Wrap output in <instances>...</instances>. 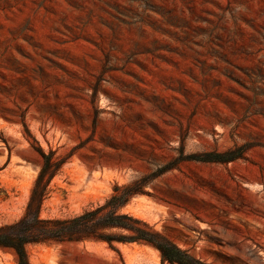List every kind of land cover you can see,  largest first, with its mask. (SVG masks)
<instances>
[{
  "label": "rangeland",
  "instance_id": "rangeland-1",
  "mask_svg": "<svg viewBox=\"0 0 264 264\" xmlns=\"http://www.w3.org/2000/svg\"><path fill=\"white\" fill-rule=\"evenodd\" d=\"M120 209L205 264H264V0H0V226ZM46 181V178H45ZM28 264H168L30 244ZM0 264H17L12 250Z\"/></svg>",
  "mask_w": 264,
  "mask_h": 264
},
{
  "label": "trees",
  "instance_id": "trees-1",
  "mask_svg": "<svg viewBox=\"0 0 264 264\" xmlns=\"http://www.w3.org/2000/svg\"><path fill=\"white\" fill-rule=\"evenodd\" d=\"M42 167L26 204L23 215L15 222L0 226V251L12 250L17 264H28L26 247L30 244L105 242L115 244H143L156 249L162 262L168 264H205L178 248L147 223L120 209L129 198L140 192L129 185L113 188V194L101 205L86 209L70 217L41 218L40 208L46 195L49 179L61 162H52L51 154L40 152ZM46 178V181H45Z\"/></svg>",
  "mask_w": 264,
  "mask_h": 264
}]
</instances>
